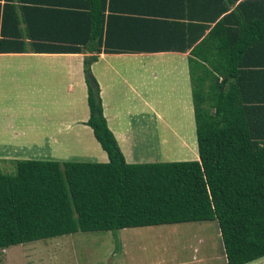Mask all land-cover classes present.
<instances>
[{
	"label": "trees",
	"instance_id": "trees-1",
	"mask_svg": "<svg viewBox=\"0 0 264 264\" xmlns=\"http://www.w3.org/2000/svg\"><path fill=\"white\" fill-rule=\"evenodd\" d=\"M170 2L137 19L151 37L130 45L111 37L105 6L45 10L70 35L36 51L96 53L84 58L86 125L108 162L15 161L14 174L0 173V250L77 232L215 222L227 264L264 258V0H180L177 14ZM0 15L2 35L6 20L19 23L8 6ZM15 35L0 40V52L24 50ZM127 51L189 53L198 161L125 162L90 65Z\"/></svg>",
	"mask_w": 264,
	"mask_h": 264
},
{
	"label": "crops",
	"instance_id": "crops-1",
	"mask_svg": "<svg viewBox=\"0 0 264 264\" xmlns=\"http://www.w3.org/2000/svg\"><path fill=\"white\" fill-rule=\"evenodd\" d=\"M156 1L0 0V14L8 6L19 18L18 24L6 20L7 34H0V40H15L18 33L24 43L23 51L0 52V166L25 160L108 162L86 125L90 112L84 58L96 53L84 48L77 53L36 51L38 44L56 45V38L70 35L45 10L85 14L105 6L104 18L112 16L111 37L130 45L149 38L151 32L143 31L137 19L157 10ZM179 1L171 0V13H180ZM26 20L33 23L31 37ZM84 31L72 33L83 37ZM188 54L101 53L90 65L103 116L127 164L199 160ZM219 241L218 249L201 239L170 243L174 259L162 264H227ZM260 261L264 264V258L248 264Z\"/></svg>",
	"mask_w": 264,
	"mask_h": 264
},
{
	"label": "rangeland",
	"instance_id": "rangeland-1",
	"mask_svg": "<svg viewBox=\"0 0 264 264\" xmlns=\"http://www.w3.org/2000/svg\"><path fill=\"white\" fill-rule=\"evenodd\" d=\"M0 173L14 174V164L0 166ZM218 235L215 222L77 232L0 250V264H162L174 259L170 243L201 239L218 249Z\"/></svg>",
	"mask_w": 264,
	"mask_h": 264
}]
</instances>
